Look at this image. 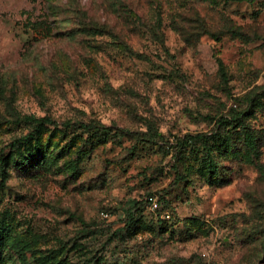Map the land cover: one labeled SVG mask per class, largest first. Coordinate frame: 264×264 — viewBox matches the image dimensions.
Here are the masks:
<instances>
[{"label":"rangeland","instance_id":"374dc122","mask_svg":"<svg viewBox=\"0 0 264 264\" xmlns=\"http://www.w3.org/2000/svg\"><path fill=\"white\" fill-rule=\"evenodd\" d=\"M31 116L118 135L0 171V264H264V0H0V157Z\"/></svg>","mask_w":264,"mask_h":264},{"label":"trees","instance_id":"16d2710c","mask_svg":"<svg viewBox=\"0 0 264 264\" xmlns=\"http://www.w3.org/2000/svg\"><path fill=\"white\" fill-rule=\"evenodd\" d=\"M29 119L34 124V128L30 132L11 140L6 147L7 151L0 157V171L3 174L7 173L9 169H20L25 171L36 167L40 168L44 165L46 168H52L54 165H58L67 155L72 154V152H76L77 156L80 157L83 149L82 146L87 144L106 143L110 137H116L118 135L116 133L112 134V128L103 124L96 125L84 122H79L77 124L70 120L59 122L51 116H31ZM144 136L145 137L136 136L139 141L137 145H134L132 148L133 151L135 149L134 153L145 149L152 150L154 145L159 144L156 142L157 139H167L157 131H152V133ZM79 141H81V144L79 145V149H77L76 143ZM168 141L170 142V139H168ZM170 143L171 150L175 151L174 153L178 161H176L174 166H177L179 160H183L182 158L186 154L190 152L195 153L197 149L200 148L202 149L201 161L206 165L201 168L203 173H205V175H211L212 172L215 173L213 168L214 162L209 157V149L211 148L210 139L206 138L205 134H188L183 138L177 137L176 142ZM246 144L252 145L253 141L246 142ZM163 150L165 151V149ZM238 150L239 147L234 141L226 146V151L231 154H235ZM148 197L149 196H147V198ZM147 198L146 201L148 200ZM159 204V209L156 210L161 217L158 220L159 229H161L162 232L171 234L173 224H176L178 221H173L174 217H172V214L164 210L160 202ZM166 212L170 213V217L165 216ZM137 221L134 214H132L128 225L133 228ZM184 222L188 226L196 224V222L192 220H184ZM116 264L121 263L117 262Z\"/></svg>","mask_w":264,"mask_h":264},{"label":"built area","instance_id":"2783aa9c","mask_svg":"<svg viewBox=\"0 0 264 264\" xmlns=\"http://www.w3.org/2000/svg\"><path fill=\"white\" fill-rule=\"evenodd\" d=\"M147 199H148L147 203H148L151 210L156 211L159 209V205H160L159 201L154 195H150ZM105 215L108 216V213H105ZM165 216L170 217V213L166 212Z\"/></svg>","mask_w":264,"mask_h":264}]
</instances>
